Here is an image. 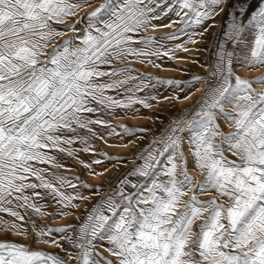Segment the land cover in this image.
<instances>
[{
    "label": "snow or ice",
    "instance_id": "obj_1",
    "mask_svg": "<svg viewBox=\"0 0 264 264\" xmlns=\"http://www.w3.org/2000/svg\"><path fill=\"white\" fill-rule=\"evenodd\" d=\"M206 37L205 75L134 66L198 53L188 45ZM196 84L199 99L115 186L66 174L65 158L98 177L93 164L126 159L97 151L102 129L150 131L106 117L153 101L175 107ZM0 213L16 237L0 238V264H264V0H0ZM57 217L76 222L46 223Z\"/></svg>",
    "mask_w": 264,
    "mask_h": 264
},
{
    "label": "rangeland",
    "instance_id": "obj_2",
    "mask_svg": "<svg viewBox=\"0 0 264 264\" xmlns=\"http://www.w3.org/2000/svg\"><path fill=\"white\" fill-rule=\"evenodd\" d=\"M229 7H231V4H229ZM226 18L227 14L225 13L223 17H217V20L223 23ZM168 22L169 21L167 19H163L157 21L156 23L167 24ZM171 31H173V29L159 28L157 29L155 34L159 36ZM186 39L187 37H181L178 40L167 42V46L172 47L174 44L183 43ZM206 39H208V43H202L197 46L188 45L190 49L193 47H199L200 51L198 53L195 51L189 53L178 51L176 52V56L180 58L179 60H169L167 57H164L162 60H156V63L161 65L159 68L149 65L147 63L141 65L138 62L134 66L142 72H150L152 73V75L160 78H177L181 80H188L193 75H205L206 68L213 58L212 49L210 48L211 38L206 37ZM192 56L199 57L197 63H194L192 61ZM200 65H204V67H201ZM200 88H202V85L196 84L194 85V87L186 91L184 95H191L192 99L187 102L177 103L175 107H172L167 102L153 101L152 103L154 107L152 110L144 109L137 105L136 107L140 108V111L137 113L128 111L127 114H125L124 111L117 110L114 116L106 117L108 119H111L114 125L124 124L132 128H147L150 129V131L148 133L136 132L133 135H125L123 134L122 129L117 127L116 132L121 133L120 136H107V130L102 129L101 131H103L107 143L100 139L94 138L93 145L97 149V151H103L113 156L126 157V159L119 162L105 160L101 165L93 164V168L96 172H104L103 177H98L95 175L90 176L88 174V170L72 158H65L64 163L67 169L66 174L69 176L78 175L82 180L86 181L87 183L100 185L101 187H105V190L108 181H111L113 186H115V183L118 181V179L122 178L124 174L131 170V168L133 167V160H135L136 163H140L136 155L139 149H142L147 146L153 136H159L161 134L162 130L172 118L179 116L182 113V110L191 108L192 105L196 102V100L199 99L201 93L200 91H197V89ZM160 91L162 92L163 96H169L172 94L170 90L161 89ZM148 117H152V119L149 120L147 119ZM185 149L187 150V146H185ZM80 159L85 161L86 163H92L94 159H103V157L96 156L92 153H80ZM189 166L191 167L190 163ZM106 169L107 171H105ZM69 191H71V189H69ZM85 194L89 193L85 192ZM95 202L96 201L94 200L93 203ZM89 207H91V205H89ZM50 210L51 209H49V211ZM83 214L84 207L82 205L81 209L76 213V215L82 216ZM0 216H2L6 220L12 219L4 213H0ZM33 218L38 219L37 217ZM68 222L75 223V217H57L55 219L46 218V223L52 226H58ZM0 238L16 239L14 235H9L3 227H0ZM35 246L37 245H34V247ZM39 247L44 246L39 245ZM65 247H67V245H65ZM47 250L52 252H58L60 253V255H64V253L60 252V249L47 248Z\"/></svg>",
    "mask_w": 264,
    "mask_h": 264
},
{
    "label": "bare ground",
    "instance_id": "obj_3",
    "mask_svg": "<svg viewBox=\"0 0 264 264\" xmlns=\"http://www.w3.org/2000/svg\"><path fill=\"white\" fill-rule=\"evenodd\" d=\"M238 73L242 74V75H245V76H255L257 75L258 73L254 72V71H248L244 68H238L237 69ZM189 163L191 164V159H189Z\"/></svg>",
    "mask_w": 264,
    "mask_h": 264
}]
</instances>
